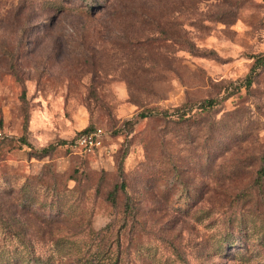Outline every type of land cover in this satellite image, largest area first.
I'll return each mask as SVG.
<instances>
[{
	"label": "rangeland",
	"instance_id": "374dc122",
	"mask_svg": "<svg viewBox=\"0 0 264 264\" xmlns=\"http://www.w3.org/2000/svg\"><path fill=\"white\" fill-rule=\"evenodd\" d=\"M0 264H264V0H0Z\"/></svg>",
	"mask_w": 264,
	"mask_h": 264
},
{
	"label": "built area",
	"instance_id": "2783aa9c",
	"mask_svg": "<svg viewBox=\"0 0 264 264\" xmlns=\"http://www.w3.org/2000/svg\"><path fill=\"white\" fill-rule=\"evenodd\" d=\"M73 142L75 146H79L86 151L100 148L103 145V130L99 127L93 128L78 135Z\"/></svg>",
	"mask_w": 264,
	"mask_h": 264
},
{
	"label": "trees",
	"instance_id": "16d2710c",
	"mask_svg": "<svg viewBox=\"0 0 264 264\" xmlns=\"http://www.w3.org/2000/svg\"><path fill=\"white\" fill-rule=\"evenodd\" d=\"M251 83H252L251 75H250V76L248 75V76L246 77L245 86L248 87ZM213 102H214V100H212V99H207V100L204 101L203 105L206 106V107H207V106L210 107L211 105H213ZM147 115H148V114H142L143 117H145V116H147ZM165 115H167V112H165ZM89 130H91V129L86 128V129H84L83 131L79 132L78 134L75 135V137L72 139L71 142H73L74 139H75L78 135H80V134H82V133H84V132H87V131H89ZM20 140L22 141V143H24V144H28V145H29V143L27 142V140H26L25 138L21 137ZM71 142H70V143H71ZM53 148H54V146H53V145H50V146H47V147L42 148L39 152H40V153H48V152L51 151ZM117 187H118V186L116 185V186L114 187L113 191L110 193V197H112V199H113V195H114L115 190L117 189ZM120 188H122V189L124 188L123 183H121Z\"/></svg>",
	"mask_w": 264,
	"mask_h": 264
}]
</instances>
